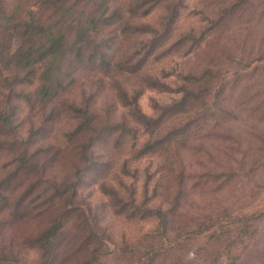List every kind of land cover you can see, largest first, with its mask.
<instances>
[{
	"label": "rangeland",
	"instance_id": "1",
	"mask_svg": "<svg viewBox=\"0 0 264 264\" xmlns=\"http://www.w3.org/2000/svg\"><path fill=\"white\" fill-rule=\"evenodd\" d=\"M238 1L219 42L234 61L264 50V0H1L61 46L43 90L0 24V264H264V126L216 110L234 65L201 103L186 80Z\"/></svg>",
	"mask_w": 264,
	"mask_h": 264
},
{
	"label": "trees",
	"instance_id": "2",
	"mask_svg": "<svg viewBox=\"0 0 264 264\" xmlns=\"http://www.w3.org/2000/svg\"><path fill=\"white\" fill-rule=\"evenodd\" d=\"M244 3L245 1H242L241 3L238 1V3H235L232 6L233 9L224 8L223 14H219L216 16L215 20L212 21L215 27H217L211 36L203 38V42L200 44L202 46L199 50V52L202 51L209 54L207 63H205L201 69L197 70V73L194 75L187 76L188 78L186 80L187 83H194L195 90L199 93V95L193 97V101L201 103L207 93L210 95L212 94V79L217 76L220 65H224V63L227 62L229 65H234L233 68H226V70L222 71V74L227 71V74L229 75L227 79L222 75L224 78L222 84L224 87L227 86L229 88V93L227 101H220L218 106H216V110L221 111V114L236 113V110L239 112L247 111L252 117L251 119H254L255 116H259V124H263L264 126V105L262 101L264 86L252 84L251 80V76L256 79L264 76V57L260 55L264 50L261 46H258L255 50L254 48L249 49L246 52L248 55L246 58L247 60L241 59L239 61H234V59H228L227 57L228 53H231L229 51L231 47L219 43L220 41L228 40L229 34L226 31L225 26H227L230 19L232 20V16L238 9L242 11ZM15 14H13L12 11L9 10V8L0 0V24L4 27L3 30H1V33L5 36L14 35L11 39V41H14V44L10 46L8 45L10 47L8 49L10 54L8 62L20 63L27 60V63L30 62L29 66L37 64L43 66V69L39 73L41 76L39 83L43 90H47L48 84L49 82H53V78L58 82L57 76H54L52 66L56 59L57 51L61 45L57 41L55 32L49 27L50 25H46L45 21L35 17L34 6H30L23 15ZM231 25H233L232 21ZM87 35L88 34H86V36ZM219 35L224 36V38L218 37ZM241 42L242 51L244 52V40H241ZM246 53L244 52V54ZM219 60L224 61V63H220ZM27 63H23L24 66L27 65ZM248 78H250V82ZM191 97L192 96H189L187 89L184 88L183 102L188 103L190 101L188 98ZM219 114L217 113L212 116L211 122L213 125L216 128L220 127L229 132H234L236 127L229 124L230 120L228 117L224 118V115ZM0 121L5 122L6 124L10 122L8 115L2 112L0 113ZM204 135H206V133L201 130L199 135L196 134V141L199 142V140H202ZM207 155L208 158L212 160V156L209 154ZM25 163H27V161ZM41 239L39 238V241H41ZM41 243L48 245L52 242ZM42 247H44V245H42Z\"/></svg>",
	"mask_w": 264,
	"mask_h": 264
}]
</instances>
